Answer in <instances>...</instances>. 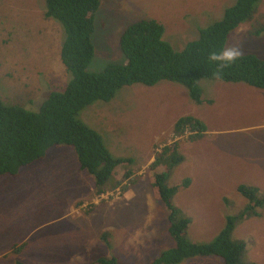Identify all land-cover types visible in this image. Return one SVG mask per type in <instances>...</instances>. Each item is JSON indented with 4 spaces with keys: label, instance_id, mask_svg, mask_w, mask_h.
<instances>
[{
    "label": "rangeland",
    "instance_id": "rangeland-1",
    "mask_svg": "<svg viewBox=\"0 0 264 264\" xmlns=\"http://www.w3.org/2000/svg\"><path fill=\"white\" fill-rule=\"evenodd\" d=\"M101 2L91 73L127 63L120 38L133 23H161L164 39L182 51L237 0ZM64 31L60 22L46 17V0H0L4 103L37 112L52 91L66 89L72 77L61 56ZM233 45L241 46L244 55L264 57V0L253 18L230 35L226 46ZM199 87L203 99L211 103L197 105L185 87L163 81L153 87H124L112 101L96 102L78 115L103 137L114 157L134 160L118 167L111 180L125 186L136 178L124 194L120 187L95 197L94 179L80 169L74 149L63 145L17 176L0 177V264H89L100 256L117 258L122 264H149L172 248L168 211L156 197L149 166L157 151L178 140L173 137L176 123L187 116L206 127L196 145L181 146L182 163L169 178L170 184L190 181L174 198L180 216L189 221L187 240L212 243L229 217H237L233 238L244 243L241 261L264 264V206L247 213L250 200L239 191L246 186L264 193V90L209 79L200 80ZM150 217L155 234L145 243L132 232L144 229ZM104 232L110 233L111 248L101 238ZM77 257L80 263L74 262ZM177 264L225 261L208 256Z\"/></svg>",
    "mask_w": 264,
    "mask_h": 264
},
{
    "label": "trees",
    "instance_id": "trees-1",
    "mask_svg": "<svg viewBox=\"0 0 264 264\" xmlns=\"http://www.w3.org/2000/svg\"><path fill=\"white\" fill-rule=\"evenodd\" d=\"M259 2L261 0H237L225 9L220 21L202 28L200 37L187 43L182 51H176L164 39L165 27L161 23L155 20L133 23L120 38L127 63L110 64L99 73H91L88 69L96 54L94 36L101 0H46V17L60 22L65 29L61 56L72 80L64 91H52L37 112L15 104L7 105L0 97V177L17 176L23 168L47 159L52 148L63 145L74 149L80 169L94 179L95 197L120 187L124 194L136 178L135 182L129 179L125 186L111 180L118 167L134 160L114 157L103 137L80 121L78 115L96 102L112 101L122 88L139 84L148 87L163 81L178 84L188 90L191 100L198 105L211 103L203 99L199 87L202 79L244 83L264 90V57L243 55L225 70L221 80L212 76L215 65L208 62L210 52L226 46L230 35L253 18ZM186 130L191 135L157 151L149 168L156 197L168 211V231L175 242L149 264H177L208 256L220 257L225 264H245L241 261L244 243L233 238L237 217H229L226 227L212 243L194 244L185 236L189 221L180 216L182 211L174 205V198L190 181L184 179L170 184L169 178L173 169L182 163V143L202 138L206 127L196 117H183L176 123L174 138ZM196 132L198 134L192 136ZM124 177L130 178V173ZM239 191L250 200L247 213L252 214L251 208L257 213L256 209L264 206V193L259 189L242 186ZM101 238L111 248L110 233L104 232ZM97 263L122 264L112 257H100Z\"/></svg>",
    "mask_w": 264,
    "mask_h": 264
},
{
    "label": "clouds",
    "instance_id": "clouds-1",
    "mask_svg": "<svg viewBox=\"0 0 264 264\" xmlns=\"http://www.w3.org/2000/svg\"><path fill=\"white\" fill-rule=\"evenodd\" d=\"M243 55H244L243 49L239 45L224 46L219 51L214 50V51L210 52L208 55V62L210 64L215 65V70L213 71L212 76L216 80H221L225 74V70L228 68H231L232 65L235 64L240 58H242ZM11 105H14V104H11ZM173 137H175V135H173ZM188 137L189 136H187V132H185L183 135H179L176 139H178V141H179L182 138H188ZM154 161H155V156H154ZM149 168H150V166H149Z\"/></svg>",
    "mask_w": 264,
    "mask_h": 264
},
{
    "label": "crops",
    "instance_id": "crops-1",
    "mask_svg": "<svg viewBox=\"0 0 264 264\" xmlns=\"http://www.w3.org/2000/svg\"><path fill=\"white\" fill-rule=\"evenodd\" d=\"M190 100H191V98H190ZM201 140V138L200 139H198V140H195V141H189V142H183L182 144L183 145H181V146H188V147H192L193 145H196V144H194V143H196V142H199ZM79 162V161H78ZM37 164V163H36ZM17 187V186H16ZM12 188H14V187H12ZM11 188V189H12ZM94 189H95V187H94ZM104 196V195H103ZM113 203V202H112ZM151 221H152V217H150L149 219H148V222H147V224H145L144 225V229H142V230H140V231H137V232H132V234H135L136 236L137 235H141V237L143 238V240H144V242L145 243H148V242H150L152 239H153V236H154V234H155V230H154V228L152 227V225H151ZM142 234H141V233ZM144 236H145V238H144ZM150 236V237H149ZM119 247H121L122 246V241H121V238L119 239ZM100 257H106V258H109V257H107V256H100ZM100 257H93L91 260H90V262H89V264H98L97 263V259L98 258H100ZM80 261H81V257H77V258H75L74 259V262L75 263H80Z\"/></svg>",
    "mask_w": 264,
    "mask_h": 264
},
{
    "label": "bare ground",
    "instance_id": "bare-ground-1",
    "mask_svg": "<svg viewBox=\"0 0 264 264\" xmlns=\"http://www.w3.org/2000/svg\"><path fill=\"white\" fill-rule=\"evenodd\" d=\"M162 147V146H161Z\"/></svg>",
    "mask_w": 264,
    "mask_h": 264
}]
</instances>
